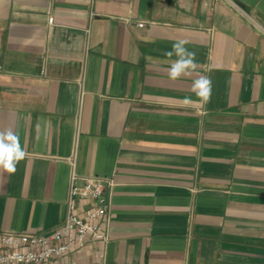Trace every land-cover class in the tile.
<instances>
[{
	"label": "crops",
	"instance_id": "0c3cea01",
	"mask_svg": "<svg viewBox=\"0 0 264 264\" xmlns=\"http://www.w3.org/2000/svg\"><path fill=\"white\" fill-rule=\"evenodd\" d=\"M180 39L204 106L166 71ZM5 129L0 232L54 229L76 171L110 207L72 264H264V0H0Z\"/></svg>",
	"mask_w": 264,
	"mask_h": 264
},
{
	"label": "built area",
	"instance_id": "2783aa9c",
	"mask_svg": "<svg viewBox=\"0 0 264 264\" xmlns=\"http://www.w3.org/2000/svg\"><path fill=\"white\" fill-rule=\"evenodd\" d=\"M107 184L102 177H81L73 171L61 223L47 233L0 232V264H72L71 255L89 240L107 241L102 223L110 207Z\"/></svg>",
	"mask_w": 264,
	"mask_h": 264
},
{
	"label": "clouds",
	"instance_id": "9594fccd",
	"mask_svg": "<svg viewBox=\"0 0 264 264\" xmlns=\"http://www.w3.org/2000/svg\"><path fill=\"white\" fill-rule=\"evenodd\" d=\"M187 41L180 39L172 44L171 50L164 53L171 60L167 73L172 81L182 77L192 78V93L195 97H185L181 104L183 107L194 105L204 106L210 102L212 96V80L209 76L197 72L196 52L189 50L185 45ZM26 156L20 144L19 136L11 129L0 130V170L15 173L17 164Z\"/></svg>",
	"mask_w": 264,
	"mask_h": 264
}]
</instances>
